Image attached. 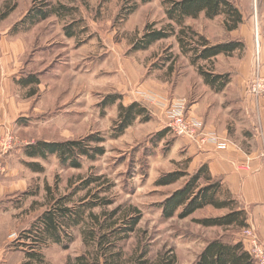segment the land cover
Listing matches in <instances>:
<instances>
[{
	"label": "rangeland",
	"instance_id": "374dc122",
	"mask_svg": "<svg viewBox=\"0 0 264 264\" xmlns=\"http://www.w3.org/2000/svg\"><path fill=\"white\" fill-rule=\"evenodd\" d=\"M164 1L0 0V104L8 117V128L0 137L9 130L18 138L4 157L5 171L0 175L2 189L7 190L0 195L1 264H66L86 250L81 232L89 227L88 213L102 216L116 207L114 217L119 222L129 206L141 211L134 231L116 245L126 260L143 253L151 263L171 256L175 264H193L211 238L243 240L245 227L199 222L228 212V207L205 206L185 218H164L160 204L181 181L157 186L155 180L163 172L189 166L185 144L180 142L174 151L180 137L168 126L166 110L175 99H184L188 111L191 98L205 94L198 67L226 73L240 87L231 89L232 95L242 92L243 98L256 104L264 97L263 92L257 100L248 92L253 76L264 74V0H234L243 18L231 31L224 25V14L186 18L184 25L196 33L194 40L202 35L212 44L229 39L242 42L230 54L196 64L191 61L192 51L183 52L174 34L133 49L145 26L159 29L171 22ZM135 2L137 7L125 15ZM47 3L64 9L33 24L21 21L33 5ZM30 76L38 82L23 84ZM115 92L121 99L101 105L106 95ZM133 99L148 107L150 118L138 119L121 135L112 136L119 103ZM260 123L255 118L251 131L259 134ZM91 133L104 137L100 145L105 152L94 159L81 156L79 168L60 163L56 155L40 159L23 153V145L34 140L76 139ZM258 139L261 143V134ZM26 161L40 163L42 170L34 171ZM96 175L101 178L83 187L86 179ZM98 191L112 202L91 209L84 206V220L62 227L61 244L48 238L35 244L37 229H42L38 216L51 203L60 199L70 206L86 205ZM230 196L224 191L219 195L223 200Z\"/></svg>",
	"mask_w": 264,
	"mask_h": 264
},
{
	"label": "trees",
	"instance_id": "16d2710c",
	"mask_svg": "<svg viewBox=\"0 0 264 264\" xmlns=\"http://www.w3.org/2000/svg\"><path fill=\"white\" fill-rule=\"evenodd\" d=\"M149 1L139 0L140 3ZM164 4L166 17L171 22L167 24V27L159 29H154L150 25L145 26L141 36L133 42V49H144L153 42L174 34L183 52L192 51L191 61L196 64L199 60H210L219 54H230L242 46V42L238 39H229L212 44L208 39L199 35L194 40L196 33L192 31L190 26L184 25L186 18H195L202 13L208 18L224 14L226 29L233 30L237 28L243 18L234 0H165ZM136 7L137 2L125 12V15L131 13ZM59 8H63V6L48 3L40 7L33 5L21 21L28 24L36 23L48 18L51 14H56ZM6 14L7 12H4L3 16ZM172 22L179 26L178 30H175ZM71 34L67 30V35L70 36ZM198 71L204 82L216 90L221 89L228 81L226 73H209L201 67H198ZM22 82L23 84H31L38 81L35 77L30 76L23 79ZM118 99H121L120 93H109L100 103L103 106L111 105ZM149 114L148 107L143 102L132 100L128 104L119 103L118 113L111 127L112 136L121 135L127 127L138 119L148 120ZM161 134L162 132H159L156 135L159 137ZM103 140L104 137L98 133H91L84 138L76 139L52 141L38 139L23 145V153L29 158L40 159H46L49 155H56L60 163L79 168L81 156L94 159L97 155L105 152L104 147L100 145ZM25 163L34 171L42 170V166L38 162L26 161ZM100 178L101 176L96 175L86 179L83 187ZM179 181H181L180 185L167 194L160 204L164 218H171L174 215L185 218L205 206L228 207V212L215 217L201 218L199 222L204 225H236L239 228L248 226L245 222V211L239 205L238 200L223 189L220 178L211 176L206 164H201L191 172L187 170L186 166L163 172L155 180V185L167 186ZM223 191L231 196L225 200L221 199L219 195ZM111 202V199L100 196L99 191L93 194V199L84 203L86 205L70 206L66 200L56 199L48 209L38 216V220L42 222L39 223L42 229H37L39 233L38 237L35 238V244L44 242L47 238L54 243L61 244V232L64 231L62 227L75 226L84 220V206L91 209L98 205L105 206ZM118 209L119 207H116L102 216L92 212L88 213L89 227L81 232L86 250L73 259H67L66 264H175L171 256L167 259L161 258L155 263H151L143 253L127 260L122 258L123 254L120 249L116 248V245L118 241L127 238L134 231L140 220L141 211L136 207L129 206L121 217L120 223L119 219L114 217L118 213ZM90 247L91 249H89ZM34 254L30 255L34 257ZM34 258L39 259L40 257ZM193 264L256 263L245 248L244 240L225 241L218 236L205 242Z\"/></svg>",
	"mask_w": 264,
	"mask_h": 264
},
{
	"label": "crops",
	"instance_id": "0c3cea01",
	"mask_svg": "<svg viewBox=\"0 0 264 264\" xmlns=\"http://www.w3.org/2000/svg\"><path fill=\"white\" fill-rule=\"evenodd\" d=\"M203 81L202 77L201 82L206 92L191 98L188 112L202 120L205 131L217 135L220 140H227L226 145L216 148L213 143L207 142L197 146L179 136L174 144V151L178 150L182 142L186 146L185 154L190 160L188 171H194L201 164H206L211 176L220 178L223 189L236 198L245 211L246 224L254 229L260 242L264 243V97L256 104L254 100L243 98L242 92L235 95L233 91L232 95L231 89L235 90L238 86L239 90L240 87L229 78L218 90ZM255 113L257 116L253 118ZM255 118L261 122V143L256 129L255 132L251 131L256 125ZM243 126L246 130H243ZM7 128L8 117L3 113L0 104V135ZM247 158L251 160L253 171L239 169ZM3 187L5 186L0 184V195L7 191ZM1 262L0 243V264Z\"/></svg>",
	"mask_w": 264,
	"mask_h": 264
},
{
	"label": "built area",
	"instance_id": "2783aa9c",
	"mask_svg": "<svg viewBox=\"0 0 264 264\" xmlns=\"http://www.w3.org/2000/svg\"><path fill=\"white\" fill-rule=\"evenodd\" d=\"M248 92L250 95L258 100L261 93L264 92V74L257 72L249 85ZM166 117L168 126L178 136H184L193 142L203 145L204 143L211 142L216 148H221L226 145V142L220 140L215 134L208 133L202 124V121L197 117L189 114L185 109L184 99H175L170 108L166 110ZM18 143L17 136L7 130L0 137V175L5 171L4 157L14 148ZM264 156V153H262ZM239 169L245 171H253L250 158H247L244 163L239 166ZM242 237L246 245V249L252 256L256 264H264V243L260 242L253 228L248 226L242 229ZM12 233L10 237H13Z\"/></svg>",
	"mask_w": 264,
	"mask_h": 264
}]
</instances>
